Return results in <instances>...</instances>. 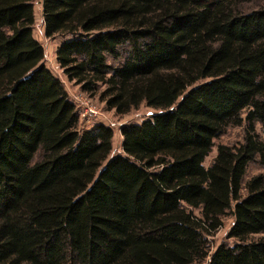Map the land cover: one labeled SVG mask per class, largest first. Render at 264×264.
Listing matches in <instances>:
<instances>
[{"label": "trees", "instance_id": "16d2710c", "mask_svg": "<svg viewBox=\"0 0 264 264\" xmlns=\"http://www.w3.org/2000/svg\"><path fill=\"white\" fill-rule=\"evenodd\" d=\"M262 3L41 0L45 37L72 36L69 83L118 116L162 111L109 159L112 128L83 126L44 64L34 0H0V264H264V176L244 181L264 167ZM229 128L242 141L205 167Z\"/></svg>", "mask_w": 264, "mask_h": 264}, {"label": "rangeland", "instance_id": "374dc122", "mask_svg": "<svg viewBox=\"0 0 264 264\" xmlns=\"http://www.w3.org/2000/svg\"><path fill=\"white\" fill-rule=\"evenodd\" d=\"M264 6V3H262ZM34 15H35V24L33 35L36 40L40 42L42 47L44 48V64L45 66L52 72V74L60 79L62 82L66 92L69 95L71 101H73V97L78 95L80 92L77 86H74L72 83H69L65 77H63L61 70L59 69L56 60L55 53L56 49L65 42H68L72 39V36H57L55 38L49 39L45 37L44 34V25L42 19V5L41 0H34ZM98 105L101 113L106 116V119H111L113 125H109V127L113 130V139H112V151L109 156L113 158L117 155L122 154V138H121V128L125 125L135 124L140 125L142 122L151 119L153 116L161 113L162 111L152 108H147L144 105H141L138 109L131 111L127 115L118 116L113 111H108L104 105L98 103L94 100ZM74 102V101H73ZM257 130L260 134L259 127ZM263 138V136L261 135ZM243 138V130L242 128H229L226 133L216 139L214 141V148L210 155L205 159L203 165L207 167L216 154V147L218 145L224 144L229 146H235L242 141ZM263 175L264 176V167L260 166L257 162L250 163L247 167L246 175L244 181L249 179L252 176ZM232 220L230 217H226L224 219L223 227L212 237L211 243L213 247H216L219 243L225 241L227 232L231 226Z\"/></svg>", "mask_w": 264, "mask_h": 264}, {"label": "built area", "instance_id": "2783aa9c", "mask_svg": "<svg viewBox=\"0 0 264 264\" xmlns=\"http://www.w3.org/2000/svg\"><path fill=\"white\" fill-rule=\"evenodd\" d=\"M74 104L83 126L90 127L95 124L113 125L111 119H106L96 102L83 93L73 97Z\"/></svg>", "mask_w": 264, "mask_h": 264}]
</instances>
